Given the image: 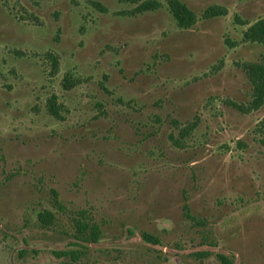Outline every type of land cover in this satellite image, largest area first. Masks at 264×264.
<instances>
[{
  "label": "rangeland",
  "instance_id": "obj_1",
  "mask_svg": "<svg viewBox=\"0 0 264 264\" xmlns=\"http://www.w3.org/2000/svg\"><path fill=\"white\" fill-rule=\"evenodd\" d=\"M159 1L0 0V264H63L74 241V264H264V106L226 104L251 99L238 64L264 47L236 17L264 0H182L189 29Z\"/></svg>",
  "mask_w": 264,
  "mask_h": 264
},
{
  "label": "trees",
  "instance_id": "obj_2",
  "mask_svg": "<svg viewBox=\"0 0 264 264\" xmlns=\"http://www.w3.org/2000/svg\"><path fill=\"white\" fill-rule=\"evenodd\" d=\"M122 3H128L135 5V8L132 11H129L127 14L131 16L140 15L148 12H155L159 10L162 6V3L159 0H119ZM168 11L175 19L177 25L181 29H189L193 27L198 21V17L194 11H192L182 0H166ZM228 10L225 7L213 5L209 6L202 14V19H213L219 16L227 15ZM236 20L239 21L241 25L248 26L247 29L243 32V41L249 43H256L264 47V18H259L252 24L241 22L238 17ZM226 45H232L228 40H225ZM51 65L54 71L58 70L59 61L56 55H49ZM238 66L244 71L249 83L251 84V99L247 104H240L234 101H226V104L232 108L238 110L243 114H249L254 111H258L264 106V54L261 55L260 59L255 62H242ZM77 84V81L67 74L64 78V88L69 90ZM53 109V108H52ZM55 116H58L57 111H52ZM255 134L258 136L259 143L264 147V119L261 120L255 129ZM47 213H39L38 220L43 225H49L52 220V214L46 216ZM78 234H84L86 232V227L82 223L77 225ZM101 230L97 225H92L91 233L89 239H84L85 242L97 243L101 237ZM76 240H79V237H75ZM142 238L144 241L157 245L160 243V240L149 233H143ZM69 246L82 248V243L74 241L69 243ZM80 249H69L64 251L54 252V255L59 258H65L68 261L63 264H74L77 262L81 255L82 251ZM26 251H21V254H24Z\"/></svg>",
  "mask_w": 264,
  "mask_h": 264
}]
</instances>
